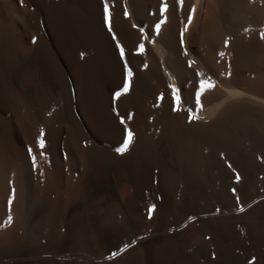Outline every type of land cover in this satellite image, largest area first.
<instances>
[{"label":"bare ground","instance_id":"6f19581e","mask_svg":"<svg viewBox=\"0 0 264 264\" xmlns=\"http://www.w3.org/2000/svg\"><path fill=\"white\" fill-rule=\"evenodd\" d=\"M107 3L0 0V264H219L210 213L264 182V0Z\"/></svg>","mask_w":264,"mask_h":264},{"label":"rangeland","instance_id":"374dc122","mask_svg":"<svg viewBox=\"0 0 264 264\" xmlns=\"http://www.w3.org/2000/svg\"><path fill=\"white\" fill-rule=\"evenodd\" d=\"M248 179H251L249 180L251 183H245L244 189L241 186L242 189L240 188L241 190L239 189L240 191L238 190L234 195L235 198L223 200L221 207H218L219 210L216 208L218 211L215 209L210 213V217L214 215L210 218L211 227L200 245V250L208 257L205 258L207 262L211 256H215L219 264H264V182L258 184L254 178ZM245 187L249 192L245 191ZM225 202L234 206L227 205ZM223 221H226V224ZM219 234L222 236L220 237Z\"/></svg>","mask_w":264,"mask_h":264},{"label":"snow or ice","instance_id":"6c2138e0","mask_svg":"<svg viewBox=\"0 0 264 264\" xmlns=\"http://www.w3.org/2000/svg\"><path fill=\"white\" fill-rule=\"evenodd\" d=\"M179 2L181 4H183L184 0H179ZM167 7L168 5L165 3L162 7H161V12L164 13L167 11ZM104 11H105V16H106V20L108 21V24H109V30L111 31V12H110V9H109V6H108V3H107V0H105V5H104ZM195 12V6L192 7V10L189 14V17H188V23L190 24L192 22V19H193V16H192V13ZM125 15H127V12L125 13ZM164 23V21H161L160 23H158L156 26H155V29H156V32L159 33L160 31V28H161V24ZM187 30V25L185 26V31ZM261 35V39H264V30L261 31L260 33ZM182 36H183V33H182ZM183 42V41H182ZM225 43L227 44V41H225ZM140 50L143 51L144 50V46L143 44L140 45ZM120 54L121 56L123 57L124 56V49L123 47L120 48ZM221 56L224 55V53H220ZM191 63H194L193 62H190ZM230 74V73H229ZM131 78H132V71L131 69H128L127 71V80L122 88L121 91L117 92L116 93V96L119 97L120 95H122V93H127L129 91V88H130V85H131ZM215 85L214 83H212L210 80H201L200 81V87L196 93V103L199 105L200 104V98H201V95L208 89H211V88H214ZM173 95L176 97V100L177 102H179V95L177 93H173ZM193 118H196V117H193ZM121 123H124L123 120H121ZM133 140H134V133L131 131V130H127V133H126V137L123 141V144L117 148V151L119 153H124V152H127L130 148V146L132 145L133 143ZM38 146L39 148L43 149L45 147V141H44V138H43V131H41V135L40 137L38 138ZM29 151L31 152L32 150L29 149ZM41 155H43V153H41ZM33 161H35L36 157L33 156ZM237 179H239V177H237ZM11 203V201H10ZM155 206L153 205L152 208L150 209V212L152 210H154ZM12 220V217L9 216L8 217V222L10 223ZM125 248L129 247V245H125L124 246ZM124 249H121V251H123ZM113 255H116V253H113Z\"/></svg>","mask_w":264,"mask_h":264}]
</instances>
